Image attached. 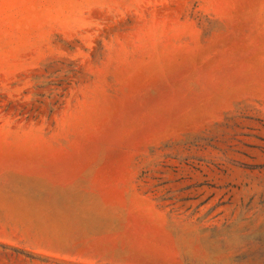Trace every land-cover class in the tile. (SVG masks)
I'll use <instances>...</instances> for the list:
<instances>
[{
  "label": "rangeland",
  "instance_id": "1",
  "mask_svg": "<svg viewBox=\"0 0 264 264\" xmlns=\"http://www.w3.org/2000/svg\"><path fill=\"white\" fill-rule=\"evenodd\" d=\"M0 264H264V0H0Z\"/></svg>",
  "mask_w": 264,
  "mask_h": 264
}]
</instances>
